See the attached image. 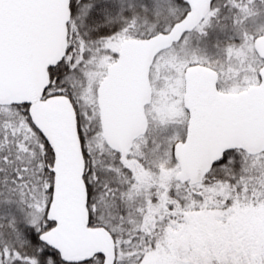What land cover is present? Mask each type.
<instances>
[{
	"label": "snow or ice",
	"instance_id": "obj_1",
	"mask_svg": "<svg viewBox=\"0 0 264 264\" xmlns=\"http://www.w3.org/2000/svg\"><path fill=\"white\" fill-rule=\"evenodd\" d=\"M0 264H264V0H0Z\"/></svg>",
	"mask_w": 264,
	"mask_h": 264
}]
</instances>
